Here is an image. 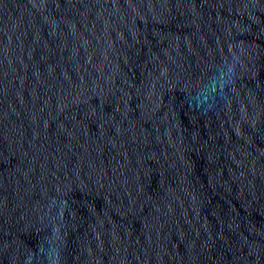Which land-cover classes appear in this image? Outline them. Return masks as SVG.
<instances>
[{"label": "water", "instance_id": "water-1", "mask_svg": "<svg viewBox=\"0 0 264 264\" xmlns=\"http://www.w3.org/2000/svg\"><path fill=\"white\" fill-rule=\"evenodd\" d=\"M0 264H264V0H0Z\"/></svg>", "mask_w": 264, "mask_h": 264}]
</instances>
